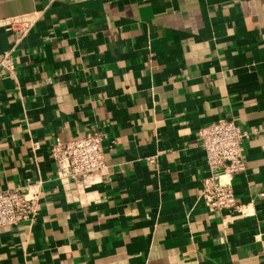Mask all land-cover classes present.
Segmentation results:
<instances>
[{
  "label": "crops",
  "instance_id": "obj_1",
  "mask_svg": "<svg viewBox=\"0 0 264 264\" xmlns=\"http://www.w3.org/2000/svg\"><path fill=\"white\" fill-rule=\"evenodd\" d=\"M32 15L24 33L13 17ZM9 65H13L10 69ZM233 119L240 210H209L198 130ZM101 134L82 185L50 146ZM0 264H264V0H0Z\"/></svg>",
  "mask_w": 264,
  "mask_h": 264
},
{
  "label": "built area",
  "instance_id": "obj_2",
  "mask_svg": "<svg viewBox=\"0 0 264 264\" xmlns=\"http://www.w3.org/2000/svg\"><path fill=\"white\" fill-rule=\"evenodd\" d=\"M33 20L32 15L13 17L20 33H24ZM12 69L13 65H9ZM233 119L218 118L198 130L209 175L204 179L201 196L209 210H240L232 187L233 177L244 167L242 140L249 136ZM59 176L69 177L82 185L94 181V176L105 167L101 134L62 140L56 137L50 146ZM41 197L35 189L18 188L0 190V225L30 221L35 216L36 204Z\"/></svg>",
  "mask_w": 264,
  "mask_h": 264
}]
</instances>
